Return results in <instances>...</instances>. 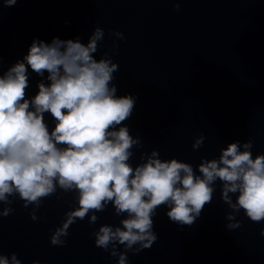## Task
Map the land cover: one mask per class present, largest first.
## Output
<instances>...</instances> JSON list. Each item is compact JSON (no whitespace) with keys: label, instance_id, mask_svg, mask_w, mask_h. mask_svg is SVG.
I'll return each instance as SVG.
<instances>
[{"label":"water","instance_id":"1","mask_svg":"<svg viewBox=\"0 0 264 264\" xmlns=\"http://www.w3.org/2000/svg\"><path fill=\"white\" fill-rule=\"evenodd\" d=\"M177 2L179 9L173 7ZM97 24L105 37L95 55L108 51L119 64L118 94L138 97L125 121L142 140V147L133 146L134 164L141 152L156 148L161 158L175 156L195 166L202 156H218L234 139L251 138L253 155L264 152V0H17L9 7L0 0V72L33 37L80 35L86 41ZM108 29L122 31L125 39ZM37 79L30 78V93ZM201 133L204 143L193 149ZM73 196L44 198L36 221L31 206L14 200L15 211L0 216V252H16L23 264L34 259L115 264L91 235L100 224L119 223L111 205L94 225L87 216L71 225L66 245L50 243V229L60 223ZM228 211L219 187L191 226L170 221L160 206L154 217L158 239L151 248L129 252L130 264H264V221L254 222L241 211L240 226L227 229Z\"/></svg>","mask_w":264,"mask_h":264},{"label":"clouds","instance_id":"2","mask_svg":"<svg viewBox=\"0 0 264 264\" xmlns=\"http://www.w3.org/2000/svg\"><path fill=\"white\" fill-rule=\"evenodd\" d=\"M16 4L3 0L5 7ZM108 32L125 39L122 31ZM104 37L99 24L86 41L80 35L50 41L33 37L26 51L0 72V216L14 212L18 200L31 206L29 215L36 221L44 198L55 195L60 201L73 193L60 223L50 229V243L64 246L71 225L86 216L94 225L98 213L111 205L119 223L100 224L91 235L95 246L116 258L115 264H130L129 252L152 247L160 206L170 221L191 226L212 203L217 187L230 209L227 229L240 226L236 217L241 211L254 222L264 221V152L253 155L251 138L231 140L218 156H202L195 166L175 156L161 158L156 148L141 152L133 163V146L142 147V140L125 121L138 97L118 94L114 73L119 64L108 51L95 55ZM113 45L114 52L115 40ZM33 75L39 79L30 93ZM204 140L202 133L196 136L192 148ZM0 264L23 262L16 252H0Z\"/></svg>","mask_w":264,"mask_h":264}]
</instances>
